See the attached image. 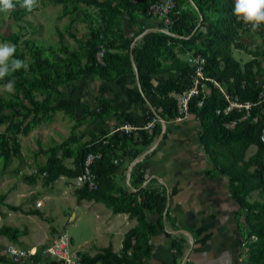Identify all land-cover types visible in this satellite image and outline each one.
<instances>
[{"label":"trees","instance_id":"trees-1","mask_svg":"<svg viewBox=\"0 0 264 264\" xmlns=\"http://www.w3.org/2000/svg\"><path fill=\"white\" fill-rule=\"evenodd\" d=\"M53 1L62 4L65 12H83L82 18L89 20L88 34L79 39L76 45L70 44L60 30L57 32L56 45L45 44L28 35L20 41L22 47L17 45V33L1 34L16 45L14 58L27 63L26 69L22 68L13 76L1 80L3 84L13 78L16 81L12 95L0 94V124L6 123L4 130L0 131V159L4 163L14 155L21 156L18 134L26 135L36 124L51 119L56 110H68L73 106L54 104L51 98H38L35 89L55 95L60 92L59 86L91 74L108 82L113 81L119 75L133 70L131 51L139 85L148 103V107L144 108L146 121L155 117L157 122L152 134L140 128L136 133L123 132V135L128 139H140L143 147L151 143L156 131L160 129L158 118H174L178 114L175 94L193 84L194 67L179 54L192 52L203 55L206 59L205 76L225 84L232 94L238 95L242 100L254 101L264 82V74L259 72H263L260 61L264 60V48L255 57V71L249 62L243 65L232 52V44L250 30L233 16L231 0H176V7L170 14L172 24L169 31L160 29L162 22L159 21L156 31H147L133 46L134 37H125L120 21L125 15L132 20L140 17L152 0H82L86 6L96 9L94 22L76 4L77 0ZM10 12L17 19L23 20V16L29 11L16 3V7ZM25 22L28 24V31L34 33L35 29L30 21ZM257 32L264 43V25ZM99 44L105 47L103 64L97 63L95 59ZM170 73L175 75L155 80V76L159 74ZM208 85L209 91L205 92L204 97L199 92L190 98L189 111L199 121L200 144L213 159L215 166L229 176L232 197L240 209L245 210V264H264V196L261 200L248 199L254 190L264 192V142L260 139L264 124V103L254 106L248 117L240 120L235 127L228 128L224 125L228 117L215 112L223 103L221 95L211 84ZM99 100L101 105L97 110H86L89 116L102 117L113 109L106 98L99 97ZM199 100H202L201 105L197 104ZM69 112L72 113L71 110ZM121 115L124 121L135 123L130 114L122 112ZM73 138L68 137L48 147L45 150L48 153L46 161L37 169V174L45 172L48 182L61 175L75 178L82 172L85 154L100 151L102 156L92 165L97 188L89 190L85 186L75 185L77 200H102L112 212H127L130 217L137 219L136 226L129 229L122 239L121 255L108 245L92 256L81 254L82 261L87 264H146L151 250L149 237L156 229L147 221L146 212L157 211L163 217L166 207L164 191L153 188L148 182L143 185L147 177L142 165L137 162L133 163L130 170L131 185L126 188L116 185L113 175L120 165L119 149L115 140L105 132L99 136L92 135L89 141L67 153V146ZM250 145H255V151L250 158L243 159V151ZM58 150H62V156L58 155ZM63 155L73 156V167H67L63 163ZM137 155L132 154V159ZM26 179L34 181L32 175ZM114 190L118 193H114ZM4 199L5 195L1 194L0 204ZM29 212L41 214L37 209H29ZM158 224L163 227V220L160 219ZM19 233L18 227L5 224L0 226V234L12 240L17 239ZM172 246L175 255L181 256L180 243L173 240ZM128 249H131L130 254H127ZM47 264L59 262L50 260Z\"/></svg>","mask_w":264,"mask_h":264},{"label":"crops","instance_id":"crops-1","mask_svg":"<svg viewBox=\"0 0 264 264\" xmlns=\"http://www.w3.org/2000/svg\"><path fill=\"white\" fill-rule=\"evenodd\" d=\"M158 24L159 19L144 14L135 20L125 15L120 21L125 37H134L132 46L147 31H156ZM174 75L159 74L155 76V80ZM73 82L77 84L75 88H69L68 92H65V88H60L65 93L58 97L51 93V97H47L51 98L54 104L73 106L68 110H58L50 121L46 120L49 128L45 139L47 144L42 145V148L45 151L48 147L63 141L66 137L60 138V130L71 129L72 123L78 122L77 134L67 146V153H70L75 147L73 145L78 144V139L87 135L85 134L87 107L97 110L101 105L99 97H104L111 103L113 109L110 112L102 117H93L91 121L93 133L84 141H89L92 135L99 136L104 132L115 140L120 163L113 175L116 185L123 188L131 185L130 170L135 163L133 161L141 157L136 162L142 165L147 177L143 185L148 182L147 184L153 188L164 191L166 207L163 217L161 218L157 211L146 212L147 221L156 227L149 237L151 250L146 264H245L247 256L244 247L245 210L240 209L232 197L229 176L215 166L213 159L200 144L198 137L201 128L198 119L190 113L181 120L162 118L164 124L162 119L158 118L160 129L156 131L151 143L143 147L140 139L125 138L123 132L117 129L124 121L122 112L130 114L135 121L133 124L137 127H142L147 122L144 108L148 107V103L136 81L134 69L109 82L95 74L80 76ZM64 110L70 115L66 113L69 117L66 116L65 122L60 125L56 114L59 112L64 114ZM69 110L73 112L72 115ZM18 140L21 149L19 134ZM138 151L141 153H137ZM132 154L138 155L132 159ZM62 160L67 167H73V156L63 155ZM24 176L26 178L29 175ZM73 178L61 175L49 184H56L59 179L70 181ZM20 179L23 177L15 179V182L18 183ZM2 192L5 199L4 204L0 205V215L5 210L6 203L16 204V200L24 194L17 190L16 186L5 187ZM114 193L118 191L114 190ZM74 200L75 208L84 206V212H91V215L83 217L82 212L80 214L73 212L69 215L72 221L77 218L88 221L94 217V221L88 222L90 228L88 236L82 235L77 242V252L92 256L108 245L119 252L125 233L137 224L136 217H130L127 212L114 213L102 200L89 198L77 200L76 194ZM160 219L163 220V227L158 224ZM68 235L72 245L74 237L69 233ZM173 240L180 243L181 256L175 255Z\"/></svg>","mask_w":264,"mask_h":264},{"label":"rangeland","instance_id":"rangeland-1","mask_svg":"<svg viewBox=\"0 0 264 264\" xmlns=\"http://www.w3.org/2000/svg\"><path fill=\"white\" fill-rule=\"evenodd\" d=\"M76 4L79 5L90 15V20L93 22L96 9L86 6L82 0H77ZM62 4L56 3L53 0H37V4L32 11L27 12L23 16V20L17 19L14 14L9 12H0V44L9 43L14 44L13 41L2 37V33L8 34L9 32L17 33L18 43L21 46L20 41L28 35L41 40L45 44H58V31L64 33L70 44L76 45L79 39H83L87 36L89 30V20L82 18L83 12L78 11L65 12ZM33 25L34 33H30L27 29V22ZM131 22V21H130ZM30 28V27H29ZM20 43V44H19ZM104 46V45H103ZM22 47V46H21ZM105 48V47H104ZM264 48L262 37L259 33L248 31L242 34L239 41H235L232 46V52L236 58H238L243 65L250 63L252 69L256 70V64L254 62L257 52ZM182 58L186 57V53L179 55ZM261 68L260 74H264V60L260 61ZM67 85V87H66ZM3 83L0 80V94L3 96H10L14 93L3 90ZM76 82H68L59 86V93H55L58 97L60 94L68 92L69 88H75ZM66 89L64 92L60 90ZM35 94L38 98L48 99L51 97V92L45 90L35 89ZM90 110V106L87 108ZM4 110V109H3ZM62 111V109H60ZM56 110L52 116L57 112ZM64 114H56L58 124L62 125L65 122L66 116L69 117L67 111H63ZM68 113V114H66ZM73 113V112H72ZM71 113V115H72ZM87 113V112H86ZM52 119V118H51ZM49 119V121L51 120ZM91 119V120H90ZM93 117L87 113V134L85 137L81 135V139H78V144H83L85 138L92 134L94 129L91 122ZM72 128L60 130V138L74 137L77 134L78 122L72 123ZM5 123L0 124V130L4 129ZM48 128V121H42L36 124L33 129L27 134H19L21 139V156H12L8 162L4 163L0 160V195L3 193L5 187H17L24 194L16 200V204H8L5 206V210L0 215V226L5 224L9 226L18 227L20 233L15 240L0 234V258L3 264H47L51 259L48 255H45L43 250L49 246L54 239L58 238L61 233L68 232L74 237L72 243V249L78 248L79 240L82 235L90 233L89 221H94V217L91 220H83V218L72 221L69 215L73 212H77L84 217V215H91V212H84L83 207L75 208V183L74 178L70 181L59 179L56 184H49L48 180L43 174H37V169L42 166L48 155L42 148V145L47 144L46 136ZM77 129V130H76ZM65 138V139H66ZM75 146L74 149L79 145ZM255 145L248 146L243 151V159L250 158L254 151ZM46 150V149H45ZM59 155H62V151L58 150ZM8 171V172H6ZM24 175H32L34 181H29ZM16 183L15 179L22 178ZM29 184L30 186H28ZM9 190V189H8ZM260 193V194H259ZM264 196V192L253 191L249 199L260 200ZM40 200L41 205H37L36 202ZM13 201V200H12ZM4 204V202L2 203ZM0 204V205H2ZM13 206V207H12ZM29 209H37L41 211V214L30 213ZM11 242L16 247L25 250L35 249L36 253L25 258L22 262L12 261L5 252V244ZM246 252V250H245ZM81 257V254L77 252ZM247 255V253H246ZM247 257V256H246Z\"/></svg>","mask_w":264,"mask_h":264},{"label":"built area","instance_id":"built-area-1","mask_svg":"<svg viewBox=\"0 0 264 264\" xmlns=\"http://www.w3.org/2000/svg\"><path fill=\"white\" fill-rule=\"evenodd\" d=\"M176 7V0H152L144 10V15L147 17H152L159 19L162 22V29L165 32L169 31V27L172 24V19L170 17L171 12ZM105 48L103 44H99L98 49L95 53V59L97 63H104ZM193 67V84L181 93L175 94L177 100V111L178 114L174 117L175 120H181L190 114L189 111V100L193 95L199 92H208L209 84L215 89H217L222 98V105L218 106L215 112L219 115L228 117L224 121L225 127L233 128L236 124L246 117L249 116L251 110L254 106L264 103V82L261 84V89L259 90L257 97L254 101L252 100H242L236 94H232L227 86L218 80L211 77L205 76L204 65L206 59L203 55L199 53L187 52L185 58ZM208 87V88H207ZM198 105L202 104V100H199ZM157 122V118L153 117L148 120L142 127H137L135 124L129 121H123L117 129L121 132L129 133L135 132L143 128L148 134H152L153 126ZM260 139L264 142V124L261 128ZM102 156L100 151H89L85 154L82 161V172L80 175L75 177L74 183L78 187H86L89 190L97 188V181L94 172L92 171V165L95 160ZM141 157L136 158L133 162L140 160ZM45 174V172L43 173ZM36 204L41 205V201L38 200ZM134 239L132 238V243ZM5 252L7 256L14 262H22L25 258L30 255H34L36 250L33 248L31 250L21 249L16 247L11 242L5 244ZM43 252L45 255L51 257L52 260L58 261L59 264H87L82 261L81 257L71 248L70 236L67 232L61 233L60 236L47 246ZM121 255L122 251L117 252ZM131 253V249L127 250V254ZM0 264L3 261L0 258ZM96 264H100L97 262Z\"/></svg>","mask_w":264,"mask_h":264},{"label":"clouds","instance_id":"clouds-1","mask_svg":"<svg viewBox=\"0 0 264 264\" xmlns=\"http://www.w3.org/2000/svg\"><path fill=\"white\" fill-rule=\"evenodd\" d=\"M16 3L27 11H32L37 0H0V12H9L16 7ZM232 14L238 22L249 27V30L256 32L264 25V0H231ZM16 45L0 44V80L13 76L17 71L27 68L24 60L14 58ZM15 78L9 79L3 84V90L12 92L15 88Z\"/></svg>","mask_w":264,"mask_h":264},{"label":"water","instance_id":"water-1","mask_svg":"<svg viewBox=\"0 0 264 264\" xmlns=\"http://www.w3.org/2000/svg\"><path fill=\"white\" fill-rule=\"evenodd\" d=\"M130 57H131V60H132L133 69H134V71H135L136 81H137V83L139 84V78H138L137 70H136V67H135V64H134V58H133L132 51L130 52ZM161 119H162V118H161ZM162 122L165 124V121H164L163 119H162Z\"/></svg>","mask_w":264,"mask_h":264}]
</instances>
